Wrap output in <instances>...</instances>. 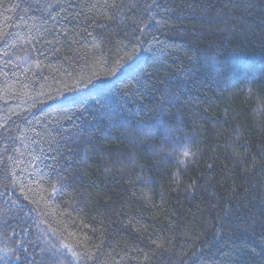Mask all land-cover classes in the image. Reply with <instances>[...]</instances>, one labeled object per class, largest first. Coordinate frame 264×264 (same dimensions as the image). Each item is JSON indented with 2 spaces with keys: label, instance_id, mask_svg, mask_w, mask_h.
<instances>
[{
  "label": "trees",
  "instance_id": "trees-1",
  "mask_svg": "<svg viewBox=\"0 0 264 264\" xmlns=\"http://www.w3.org/2000/svg\"><path fill=\"white\" fill-rule=\"evenodd\" d=\"M0 264H264V0H0Z\"/></svg>",
  "mask_w": 264,
  "mask_h": 264
},
{
  "label": "snow or ice",
  "instance_id": "snow-or-ice-1",
  "mask_svg": "<svg viewBox=\"0 0 264 264\" xmlns=\"http://www.w3.org/2000/svg\"><path fill=\"white\" fill-rule=\"evenodd\" d=\"M110 6L116 8V9H118V10H119V9H122V8H126V7H128V5H125V4H123V3H121V4H113V5H110ZM134 6H135V5H133V7H134ZM109 19H112V18L110 17ZM122 22H123V21H121V23H122ZM145 26H146V25H145ZM97 27H99V28H110L111 25H107V26H105L104 24H99V25H97ZM140 31H143V29L141 28ZM88 35H91V33H89ZM98 35L101 37V39L103 38V33H99ZM95 39H96V37H93V40H95ZM81 103H83V101H81ZM159 123H163V122L161 121V122H159ZM156 127H157V125H145V129H146L147 133H149V134H151V132L153 131V129H155ZM45 143H48V146H49L50 148L52 147V143H51L50 141H45ZM183 155H184L185 157H188V156H190V155H194V154L185 151V152L183 153ZM208 167L211 168L212 165L209 164ZM51 171H52V172H55V173H57V174H59V171H60V165L57 164V166H56L55 168H52ZM56 191H57L56 186L53 185V195L56 193ZM4 223H7V221H5ZM17 259H19V257H17Z\"/></svg>",
  "mask_w": 264,
  "mask_h": 264
}]
</instances>
